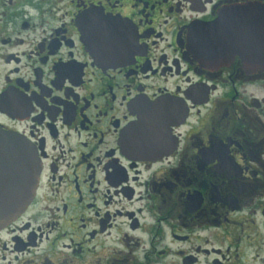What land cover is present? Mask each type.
<instances>
[{
	"label": "flooded vegetation",
	"instance_id": "1",
	"mask_svg": "<svg viewBox=\"0 0 264 264\" xmlns=\"http://www.w3.org/2000/svg\"><path fill=\"white\" fill-rule=\"evenodd\" d=\"M0 131V264H264V0H0Z\"/></svg>",
	"mask_w": 264,
	"mask_h": 264
},
{
	"label": "water",
	"instance_id": "2",
	"mask_svg": "<svg viewBox=\"0 0 264 264\" xmlns=\"http://www.w3.org/2000/svg\"><path fill=\"white\" fill-rule=\"evenodd\" d=\"M40 168V160L28 144L0 131V230L31 204Z\"/></svg>",
	"mask_w": 264,
	"mask_h": 264
}]
</instances>
